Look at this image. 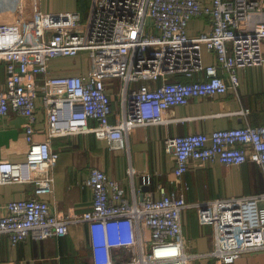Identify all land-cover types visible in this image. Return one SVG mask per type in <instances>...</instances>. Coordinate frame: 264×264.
Segmentation results:
<instances>
[{
    "label": "built area",
    "instance_id": "1",
    "mask_svg": "<svg viewBox=\"0 0 264 264\" xmlns=\"http://www.w3.org/2000/svg\"><path fill=\"white\" fill-rule=\"evenodd\" d=\"M36 1L17 0L20 18L0 22V62L6 65L0 116L13 111L28 119L27 159L0 160V185L31 183L36 193L6 204L0 236L17 244L63 237L72 224L87 225L93 264H236L244 255L264 252V193L193 204L199 223L214 229L213 245L203 253L185 247L182 213L191 205L182 195L160 186L159 198L128 197L121 183L98 167L84 182L93 193L92 208L58 216L39 196L53 192L51 171L59 153L50 139L33 138L39 98L48 114L49 138L93 133L112 148L128 149L131 128L165 123L174 106L236 88L240 68L264 65V22L241 29L264 11V0H94L85 22L78 11L42 12ZM200 16L210 18L211 28L192 36L189 23ZM204 50L216 63H204ZM82 53L92 60L90 74L51 73L53 58ZM113 78L123 83L117 124L110 122L113 108L105 85ZM165 142L179 179L192 161L242 165L249 151L264 174V126L195 132ZM127 175L132 183L134 166ZM143 182L150 184L151 176Z\"/></svg>",
    "mask_w": 264,
    "mask_h": 264
},
{
    "label": "crops",
    "instance_id": "2",
    "mask_svg": "<svg viewBox=\"0 0 264 264\" xmlns=\"http://www.w3.org/2000/svg\"><path fill=\"white\" fill-rule=\"evenodd\" d=\"M211 4L213 0H200ZM94 0H37L36 7L46 13L78 11L82 21H87ZM17 0H0V22L19 19ZM31 11V8L28 9ZM258 22H264V11L255 13L253 19L241 29L253 30ZM210 18H193L188 33L196 35L209 31ZM206 65L216 63L214 54L203 51ZM51 73L62 75H88L92 72L89 56L58 57L50 61ZM240 84L225 94L195 98L188 105H177L166 111L165 123L137 125L130 129L127 137L128 149L112 148L107 141L98 139L93 133L49 138L48 114L37 101L34 123L36 141L50 139L53 151L59 160L52 168L54 188L48 195L39 198L48 202L53 212L62 217H73L90 210L93 205L92 190L84 184L92 168L104 170L109 178L118 180L127 196L142 199L148 193L160 197L159 187L167 192H176L190 204L182 213V232L185 247L189 252L203 253L213 245L214 229L199 223L198 210L193 204L206 203L217 198L251 196L264 193V174L253 160L242 165L227 166L221 163L192 161L189 169L179 179L175 177V159L166 149L168 137L190 133L210 134L215 130L238 128L246 125L264 126V65L240 68ZM176 78L186 81L182 75ZM6 84V65L0 62V89ZM112 101L113 113L110 122L117 124L122 119L120 78L105 81ZM157 85V83H153ZM61 91V90H59ZM28 119L15 112L0 116V160L23 162L27 159L26 124ZM95 125V121H90ZM134 166L136 177L131 183L127 170ZM151 176V183L144 178ZM35 187L31 183L0 185V215L10 201L33 198ZM0 264H93L91 237L87 225L72 224L63 237L44 240L27 238L13 244L6 235L0 236ZM236 264H264V252L247 254Z\"/></svg>",
    "mask_w": 264,
    "mask_h": 264
},
{
    "label": "rangeland",
    "instance_id": "3",
    "mask_svg": "<svg viewBox=\"0 0 264 264\" xmlns=\"http://www.w3.org/2000/svg\"><path fill=\"white\" fill-rule=\"evenodd\" d=\"M81 55H82V56L84 55V56H86V57L88 56V54H87V53H82Z\"/></svg>",
    "mask_w": 264,
    "mask_h": 264
}]
</instances>
